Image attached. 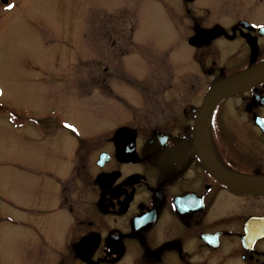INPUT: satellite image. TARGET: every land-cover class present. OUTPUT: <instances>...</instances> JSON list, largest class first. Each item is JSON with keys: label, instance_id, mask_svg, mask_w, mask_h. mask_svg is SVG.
<instances>
[{"label": "flooded vegetation", "instance_id": "1", "mask_svg": "<svg viewBox=\"0 0 264 264\" xmlns=\"http://www.w3.org/2000/svg\"><path fill=\"white\" fill-rule=\"evenodd\" d=\"M171 1L150 4L185 54L151 41L133 57L151 78L45 79L28 171L39 241L23 264H264V0Z\"/></svg>", "mask_w": 264, "mask_h": 264}, {"label": "rangeland", "instance_id": "2", "mask_svg": "<svg viewBox=\"0 0 264 264\" xmlns=\"http://www.w3.org/2000/svg\"><path fill=\"white\" fill-rule=\"evenodd\" d=\"M13 1L10 20L0 25V107L10 109L0 117V264H23L38 249L36 177L28 171L37 163L35 120L45 79L143 81L153 71L133 57L153 40L164 52L168 37L176 41L150 0ZM176 42L171 57L179 60L185 44ZM98 100L99 93L90 112L102 111Z\"/></svg>", "mask_w": 264, "mask_h": 264}, {"label": "water", "instance_id": "3", "mask_svg": "<svg viewBox=\"0 0 264 264\" xmlns=\"http://www.w3.org/2000/svg\"><path fill=\"white\" fill-rule=\"evenodd\" d=\"M246 77L247 75L236 76L214 86L208 92L204 105L214 107L222 98L241 91L243 83L248 78Z\"/></svg>", "mask_w": 264, "mask_h": 264}, {"label": "snow or ice", "instance_id": "4", "mask_svg": "<svg viewBox=\"0 0 264 264\" xmlns=\"http://www.w3.org/2000/svg\"><path fill=\"white\" fill-rule=\"evenodd\" d=\"M12 7H14V5H8V8L11 9ZM68 127H71V125H67Z\"/></svg>", "mask_w": 264, "mask_h": 264}]
</instances>
